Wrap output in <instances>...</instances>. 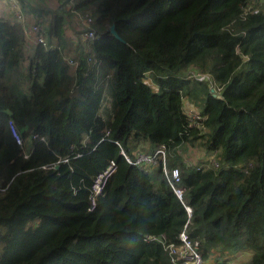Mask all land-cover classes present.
<instances>
[{
    "label": "trees",
    "instance_id": "1",
    "mask_svg": "<svg viewBox=\"0 0 264 264\" xmlns=\"http://www.w3.org/2000/svg\"><path fill=\"white\" fill-rule=\"evenodd\" d=\"M17 1L47 45L11 11L0 16V264H184L167 249L184 229L205 259L238 240L249 264H264L262 0ZM103 92L111 114L99 111ZM139 151L158 165L121 154ZM205 156L218 166L198 170ZM110 160L116 171L89 210Z\"/></svg>",
    "mask_w": 264,
    "mask_h": 264
},
{
    "label": "built area",
    "instance_id": "2",
    "mask_svg": "<svg viewBox=\"0 0 264 264\" xmlns=\"http://www.w3.org/2000/svg\"><path fill=\"white\" fill-rule=\"evenodd\" d=\"M53 2L57 0H51ZM7 4L11 7V12L15 14L17 20L22 22L24 24V33L27 36V38L32 42V43H39L43 45L46 44L45 36H43L42 31V25L35 22V21H29L28 17L24 14L22 6L17 0H7ZM83 18H85L87 23L91 22V19L87 15H83ZM31 22V23H30ZM82 38L86 42L93 41L96 38L95 32L94 31H88L85 32L82 35ZM70 65L76 69L77 63L73 60L68 61ZM198 76V75H195ZM199 80H203L204 76H199L197 77ZM112 102V97H110L106 92H103L101 100H100V112H104L107 110L109 107V104ZM188 117L190 118V121L195 124V122L199 121L201 119L200 114L198 111H186ZM10 129H12L13 137L17 143V145L22 146L23 142L21 138L19 137L18 132L16 129H14L12 123H9ZM37 135L32 136V138H36ZM123 155L124 159L130 163V164H135L136 166H156L158 165V162L155 161V157H150L147 156L146 154H143L142 152H137L134 154V159L130 158L126 153L121 152ZM156 157L159 158V160L163 163V171L164 174L167 178V182H169V185L174 193V195L182 200L185 190L184 187L182 186L181 182V177H180V171L179 168H175L171 171H168L166 168V163H165V148L160 147L158 151L156 152ZM64 161H67V158H64ZM217 167L218 164L217 162L212 158V157H206L204 159V163L198 164L197 169L201 170L204 167ZM117 165L113 160H110L107 164V167L99 173L94 181H93V186H92V196L90 198V208L89 210L94 209L96 203H95V198L102 193L106 186V182L109 179V177L116 171ZM187 216L190 218L192 214V209L184 204ZM186 228V227H185ZM146 239H151V237H146ZM179 239H180V244L179 246H168L167 249L169 250V255L175 262H183L184 264H215V259L217 256L212 253L209 259H205L202 257L201 253V248H200V242L198 241H193L190 239L187 235L186 230L184 229L180 234H179Z\"/></svg>",
    "mask_w": 264,
    "mask_h": 264
},
{
    "label": "crops",
    "instance_id": "3",
    "mask_svg": "<svg viewBox=\"0 0 264 264\" xmlns=\"http://www.w3.org/2000/svg\"><path fill=\"white\" fill-rule=\"evenodd\" d=\"M4 2L7 3V0H0V14L1 15L5 14V13L8 14L9 13L8 11H11V9H10L11 7L8 4H4ZM8 15H10V14H8ZM25 15L28 17L29 21L32 20V21L37 22L35 17L29 16L27 14H25ZM72 39L75 40L74 37H72ZM112 103H113V101L109 104V106H108L109 108L107 110H105L104 112L108 111L110 114L112 113V107H111ZM184 105H185V110L186 111H195V110L197 111V108L194 107L193 105H191L190 103H188L187 100H186V102L184 101ZM201 156L202 155H199V157L196 160H199ZM206 157L207 156H205V158ZM205 158H203V160L201 162H199V163L197 162V165L204 163V159ZM204 168H206V167H204ZM243 243H244L243 241H238V240H237V242H234V244L236 245L235 246L236 250H233V251H226L225 252V251L220 250L219 248L217 250H215L213 252L217 256V258L215 259V263L218 261V259L223 262L224 260H226L229 257V255H231L233 253H236L237 251H239V252L242 251L241 250L242 248H246V246ZM227 255H228V257H227Z\"/></svg>",
    "mask_w": 264,
    "mask_h": 264
},
{
    "label": "rangeland",
    "instance_id": "4",
    "mask_svg": "<svg viewBox=\"0 0 264 264\" xmlns=\"http://www.w3.org/2000/svg\"><path fill=\"white\" fill-rule=\"evenodd\" d=\"M45 1H46V3H45ZM261 1V0H260ZM262 2H263V4H264V0H262ZM38 5L40 6V5H42V4H47V6L48 7H50V8H53L54 6H56V4L53 2V1H48V0H39L38 2ZM4 4H7L6 2H4ZM6 14V13H5ZM2 15H4V14H2ZM1 14H0V16H2ZM32 21V20H31ZM31 23V22H30ZM67 33V32H66ZM27 49L29 50V51H31V46H28L27 45ZM148 82L149 83H152V81L150 80V79H148ZM152 85H153V83H152ZM19 90H20V93H23V92H26L27 90L23 87V86H20L19 87ZM211 91H214L215 92V94H217L218 95V90L217 89H215L214 87H211ZM186 100V99H185ZM235 250H236V247L234 248ZM242 251H237L236 253H233V254H231V255H229V257H228V255H227V264H249L250 263V261H251V256H250V252L247 250V248H242L241 249ZM225 257V256H224Z\"/></svg>",
    "mask_w": 264,
    "mask_h": 264
},
{
    "label": "water",
    "instance_id": "5",
    "mask_svg": "<svg viewBox=\"0 0 264 264\" xmlns=\"http://www.w3.org/2000/svg\"><path fill=\"white\" fill-rule=\"evenodd\" d=\"M107 31H109V33L111 34V36H112L113 38H115V39H119V40H122V37L120 36V34L118 33V31L115 30V25H114V24H112V25L108 28ZM211 93H212L213 97H216L217 99H220V98H221L220 95L215 94L214 91H211Z\"/></svg>",
    "mask_w": 264,
    "mask_h": 264
}]
</instances>
